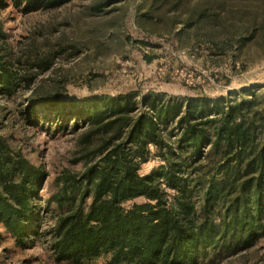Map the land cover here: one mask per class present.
Returning a JSON list of instances; mask_svg holds the SVG:
<instances>
[{
  "label": "rangeland",
  "instance_id": "1",
  "mask_svg": "<svg viewBox=\"0 0 264 264\" xmlns=\"http://www.w3.org/2000/svg\"><path fill=\"white\" fill-rule=\"evenodd\" d=\"M0 23L7 32L3 51L19 74L32 78L31 85L0 94V137L48 173L26 245L0 224V264H74L55 259V197L66 176L77 177L85 166L88 126L77 125L72 112L84 99L202 98L217 101L221 111L243 99L244 117L257 115L258 139H264V0H67L29 13L9 5L0 7ZM169 120L168 138L176 143L178 129ZM182 154L172 158L185 177L180 199L198 210L195 167L204 156ZM166 165L152 146L140 172L159 173ZM163 187L170 195L180 190L166 181ZM195 264H264V237L248 249L205 248Z\"/></svg>",
  "mask_w": 264,
  "mask_h": 264
},
{
  "label": "trees",
  "instance_id": "2",
  "mask_svg": "<svg viewBox=\"0 0 264 264\" xmlns=\"http://www.w3.org/2000/svg\"><path fill=\"white\" fill-rule=\"evenodd\" d=\"M65 1L0 0V7L29 13ZM6 37L0 23V94L9 95L21 83L31 85L32 78L14 69L3 51ZM79 104L72 112L77 125L88 126L85 166L77 177L66 176L64 192L55 197L56 261L84 264L110 256L108 264H195L205 248L248 249L264 237V139H258L257 115L244 117L243 99L226 104L225 111L202 98L167 104L92 96ZM170 117L178 129L176 143L168 138ZM94 139L99 143L92 146ZM152 146L169 165L143 175L141 164ZM189 150L190 160L204 156L195 167L198 210L181 201L185 177L172 159ZM47 177L0 137V224L19 245L34 230L36 200ZM164 181L180 190L170 195Z\"/></svg>",
  "mask_w": 264,
  "mask_h": 264
}]
</instances>
